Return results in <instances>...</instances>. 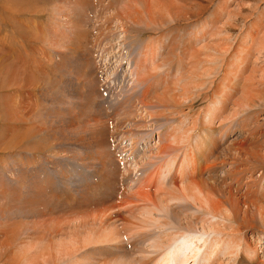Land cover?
<instances>
[{"label": "rangeland", "instance_id": "rangeland-1", "mask_svg": "<svg viewBox=\"0 0 264 264\" xmlns=\"http://www.w3.org/2000/svg\"><path fill=\"white\" fill-rule=\"evenodd\" d=\"M263 43L264 0H0V264H120L145 247L150 251L144 254L146 260L158 254L144 239L165 228L159 224L161 217L139 221L141 212L108 208L120 200L116 192L100 215V200L125 186H118L124 169L129 168L127 178L135 179L137 169L142 177L152 176L151 162L161 167V161L150 159L161 144L159 134L167 133L164 145L194 143L205 109L225 96L231 83L239 92L231 91L224 117L242 103V87L253 89L255 99L258 93L264 97V59L258 52ZM183 48L189 58L186 66L183 56L180 59ZM138 50L157 56L154 64L147 62L145 73L153 72L157 63L162 66L148 78L154 92L148 103H157L159 93H173L180 102L154 110L160 114L138 109L134 119L145 122L133 127L121 122L126 106L140 107L135 96H128L133 76L127 70L131 61L138 64ZM226 69L236 73L227 75L230 87H223ZM157 78L163 85L154 81ZM95 80L94 98L90 82ZM245 81L248 85L242 86ZM258 103L238 111L234 120L228 118L250 127L242 138L247 151L261 148L250 145L253 139L264 141V101ZM159 125L164 127L157 129ZM150 131L153 136L147 141ZM104 137L105 149L111 150L105 159L97 144ZM234 137L222 140L220 149L228 148ZM222 151L219 157L225 160L228 154ZM247 164L255 166L253 177L259 179L250 182L249 193H242L248 184L239 190V184L250 180V171L242 172L239 163H222L220 169L229 167L230 173L215 180L234 189L232 200L248 217L234 213L236 218L225 219L223 237L236 238L242 247L239 255L221 254L214 264H244L242 258L264 264V166ZM168 176L160 183L164 188ZM158 186L148 190L156 194ZM244 195L255 206H249ZM176 204L169 205L176 210ZM228 211L224 215L231 217ZM248 247L261 256H251L250 250L246 254Z\"/></svg>", "mask_w": 264, "mask_h": 264}, {"label": "bare ground", "instance_id": "bare-ground-1", "mask_svg": "<svg viewBox=\"0 0 264 264\" xmlns=\"http://www.w3.org/2000/svg\"><path fill=\"white\" fill-rule=\"evenodd\" d=\"M197 37L198 36L195 34L194 40H196ZM260 44H262V42ZM258 52H260L261 54L263 52L262 57L264 59V43L260 47V50ZM186 53H187V50L183 48L181 50L180 59L182 60V56H183V59L185 60L184 61L185 64H183L184 66H186L187 61H189V58L186 55ZM194 55L189 53L190 59L192 58L194 59L195 58ZM135 57H137L138 64L136 63V61L133 60L131 61L132 64L131 65L129 64L130 65L129 67L127 66L128 72L133 76V80H132L133 84L131 85L130 94H128V96L129 95L135 96L136 101L138 102L140 107L138 108L137 104L135 105L129 104L126 107L125 105L122 106V107H125L123 109V112L126 115V120L125 121L122 120L124 122L119 121L118 126H120V122H121V125L122 123H125L133 127H140L143 125V122H145V120L142 119V122H141L137 119H134V116L136 115L135 113H137L138 109L140 110L144 109L146 111L145 113L149 115L150 114L149 112H152V111L154 112V110H156L157 108H159L160 110L162 109L164 110V108L168 109V107H171V105L173 106L175 103L180 102L176 96H173V93H170L169 96H167L166 94L159 93L155 97L157 99L156 101L157 103L155 104L148 103L149 101H147L148 99L146 98L152 97L151 95L154 93L151 87L152 82L150 83L151 79H148V78H152V76H154L155 74L154 72H157V70L162 68V66L157 63L155 66L156 69L153 72L145 73V70L147 69V65H146L147 62H151L152 64H154L156 62L155 58L157 56L156 57L152 55L148 56L146 52L140 53L138 50ZM190 63H192V61L188 62V65H190ZM137 66H142V68L140 69ZM237 67L239 66L237 65ZM229 71L227 70L225 72V75L223 76V79L227 81V83H225L223 87L225 86L230 87L229 80H231V78L228 80L227 75L236 74V73H231V72L229 73ZM167 77L168 75L164 78V80ZM159 78L155 79L154 81H157L160 83V85H163L162 82L159 81ZM239 78L240 77H238V79ZM246 80H249V78H246ZM92 82L93 81L90 82L92 86V89L90 90L92 91L93 97L95 98V96H98L97 94L98 88L96 86V80L94 81L93 84ZM247 85H248V81H245L242 86H247ZM236 87L237 85L234 86L231 83V88H229L228 93L227 91L225 92V96H223L222 98L216 97L215 100L210 101L209 106H207L208 108L205 109L206 111L203 113V116L201 119L202 124H203L202 131L200 130L201 131L200 136L195 138L194 143L190 142V143H187L184 147H180L179 145L171 144V141H170L164 145V141L166 139L167 133L159 134V136L157 137L158 138L157 143L161 141V144L156 148V152L151 155L150 159H157L161 161L160 162L161 167L155 168V162H151L152 176L149 175L147 177H142L143 172L139 173V170L137 169L136 173L138 172V176L135 177V179L134 177H131V176L127 178L128 175H127L126 170L129 171V168H126V170L124 169V171L126 172L125 176H122L121 180H119L118 182L119 184L118 186H121V184L123 185L125 184V186H121L120 188H117V189L114 187L115 188L114 192L111 191L112 193L111 192L108 194L106 193V196L105 195L102 196V198H104L105 196L108 200L106 201L100 200L99 206H101L102 207L101 210H103L101 211L102 214L100 215H103L104 214L103 212L107 210L105 205H107L108 201L112 200V196L116 192L115 195L118 194L117 196L120 197V200H117L115 202H112L111 204H108L110 205L108 206V208L118 209V207L120 206L122 208L125 207V209H127V210L124 209V211L133 210L139 214L141 212L142 217L137 219L139 221H152V220L157 221V215H158V217H161L159 224L163 222L160 225L162 227L165 226V228H163V230L160 233L152 234L154 236H151L148 239H144L145 242L149 241L148 243H150V248L158 251L159 252L158 254H154L153 258H151L150 260L148 259L146 260L144 254L145 252L149 253L150 251L146 247L139 248L138 256L135 254L136 257L129 256V258H124L123 261L120 262V264H134V262L138 264H214V262L216 261V258L219 257L221 254H228L230 256L234 254L235 256L237 255L238 252L241 251V247H242V246L240 247L241 243L236 242V238L232 240L228 235H226V238L223 237L224 236L223 227L226 226V223H225L227 222L225 220L226 218L228 219L231 218L233 220V218H236L234 213H236L237 215L241 214V217L245 218V217H248V215L246 214L247 212H243L242 214L240 210L242 209L240 208V204L237 203L236 200H232V196L234 195L233 193L234 189L225 188L223 186L224 184L221 185V183L220 184L216 183L217 181L216 179L219 176H223L226 173H230L228 166H227L228 168L220 169V165L222 163H227L228 165L239 163L241 170H243L242 172H244V170H247V169L250 171V180L243 181V184L241 185L239 184V190L241 189L242 185L246 186L248 184L246 188H244L242 193H246V192L249 193L250 182L255 183L259 181L258 176L253 177V172H254L253 169L255 168V166H248L247 163L251 162L253 164H262L264 166V141H261L260 143H258L257 141H255L258 139L252 138L253 143L251 142L250 145L252 146L259 145V147L261 148H259L257 151L244 150L246 147H248L247 146L248 144H246V142L243 143L244 140L242 141V138L245 139V135L243 131L246 132L250 127L248 128L247 125L245 126L242 125L240 120L234 123H232L231 121L234 120V118H236V116L239 114L238 111L242 110L244 112L248 110V106L255 107L259 105L258 101H262V100L264 101V97H260L259 96L260 94L258 93L257 95L258 99L257 98L255 99V96L253 95L255 93L251 92L253 89L251 90L250 87L249 88L242 87L241 100L239 99L240 101H242V103H239L237 105L238 107L237 110L234 107L235 109L231 113V116L228 115V117H224V113L226 112L227 105H229L228 100L230 98L229 95L231 94V91L234 90L235 92H239L237 91ZM181 90H182L181 94L183 95L186 91L183 89ZM137 91H138V94H137ZM218 92L220 93V90ZM125 95L123 98L126 97ZM217 95H220V94H217ZM84 96L87 98L88 95H84ZM183 98L184 97H182V99ZM115 102L113 101V103ZM122 107H120L121 110H122ZM235 111H236V114L233 117ZM155 112L158 113L159 111H155ZM129 116H133V117L127 118ZM166 118L164 120V123L168 124L169 121L166 120ZM228 118L229 119L232 118V120H228ZM158 120H160V118ZM255 120L254 122H256ZM157 121L155 120L156 124H158ZM217 121L219 122L216 125ZM116 124L117 123L113 125L112 123L113 129H116ZM193 124L195 125V122H193ZM256 124H259V123L256 122ZM164 125H159L156 128L158 129L162 126L164 127ZM169 129H174V127H171ZM231 129L233 130V132L229 134L228 131ZM190 130L191 129H188L186 132L189 133ZM152 134H153L152 131L148 133L147 135L148 137H146L147 141L150 140L151 136H153ZM232 134L235 137L233 138L232 142L229 141L228 143L229 147L227 148V146H225L222 149H220V146H219L220 142L224 140V143H225L228 140V136ZM169 138L174 140L175 134L173 138H172V134H170ZM214 138L216 140H214ZM128 139H131V137H128ZM186 139H187V136H186ZM140 140H144V138H141ZM97 144H100L104 149L102 152L104 153L103 154L104 159H105V156L107 157L111 155V150L108 149L107 151L105 149V145H104L106 144L105 137L104 139L99 140ZM179 150H182V151H181L180 156L177 158L176 152ZM221 150H223L222 153H225V155L228 154V156H226L225 158L226 161L223 160L224 158L222 159L223 155L219 157ZM231 150L234 152V154L233 153L231 154ZM239 157H242V158L238 159ZM227 159H230L231 161L230 160L228 161ZM104 163H107V162H104ZM135 168L133 169L135 170ZM259 170H261L260 172H262V169H259ZM170 171L173 172V174L171 173V175H169L171 178L167 179V180H170L169 186L167 188H164L163 184H160V183L166 180L165 178H167L168 173ZM156 174L160 176L154 177ZM259 176H260V173H259ZM109 179L111 180L110 177ZM123 180H125L126 183H122ZM111 181L115 182V178H113V180ZM157 184L159 185L158 192L156 194L150 193L151 191L148 190V188H152ZM123 189H125V191L122 194L120 191L121 190L123 191ZM128 193H130L131 195H128ZM130 196H131V199H128V197ZM244 197L246 198V203L249 206L251 205L255 206L254 202H252L251 204V201L248 200L247 195H244ZM143 203H146L145 206L148 205L147 209H144ZM172 203L174 204L177 203L176 210L171 208V206L169 205ZM248 205H246V207H248ZM122 208L121 210H123ZM228 208H230V213H233L231 217L229 215L228 216L224 215L225 210L229 212ZM154 213L156 215H154ZM164 217H166L167 219H165ZM161 226L159 227L162 228ZM156 237H158L159 239H157ZM260 249H262V247H260ZM248 250H250L251 256L255 254H257V257L261 256L259 255V251H257V249L251 250L250 247H248L247 249H245L246 254ZM262 251H264V246H263ZM242 259L244 261V264H254L253 261L247 262L246 259L244 258ZM259 261L261 262L262 260L259 259Z\"/></svg>", "mask_w": 264, "mask_h": 264}]
</instances>
